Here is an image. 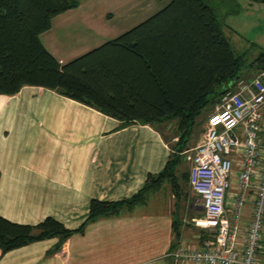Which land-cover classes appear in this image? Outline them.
<instances>
[{"label":"crops","instance_id":"0c3cea01","mask_svg":"<svg viewBox=\"0 0 264 264\" xmlns=\"http://www.w3.org/2000/svg\"><path fill=\"white\" fill-rule=\"evenodd\" d=\"M67 11L56 15L40 35L61 64L114 38L104 39L107 25L93 15ZM78 23L92 36L70 33ZM54 28L77 36L76 45L65 44L54 32L44 42L41 36ZM119 124L116 118L41 86L24 85L14 95H0V216L30 225L51 216L76 229L86 220L91 199L114 201L134 195L148 174L163 168L170 145L158 127ZM199 141L192 139L190 148ZM189 166L179 168L187 172V177L178 173L182 192H161L162 186L148 191L144 201L87 223L58 250L52 251L58 238L39 240L0 251V264H181L172 252L181 245L199 247L204 237L202 228L186 221L190 212L191 217L203 213L189 186ZM244 211L249 215V206Z\"/></svg>","mask_w":264,"mask_h":264},{"label":"trees","instance_id":"16d2710c","mask_svg":"<svg viewBox=\"0 0 264 264\" xmlns=\"http://www.w3.org/2000/svg\"><path fill=\"white\" fill-rule=\"evenodd\" d=\"M79 4L80 0H0V95H14L24 85L45 87L118 119L121 127H158L171 121L175 141L163 168L148 174L140 190L120 200L91 199L88 216L76 229L51 216L34 225L0 216L2 254L53 237L58 243L52 251L58 250L87 223L144 201L148 191L165 182L182 192L178 176L187 177L186 171H179L185 162L182 151L188 148L194 126L207 120L221 95L243 76L241 57L233 53L215 10L203 0H169L130 29L61 64L40 35L56 15ZM262 69L264 51L250 63L251 75ZM174 233L176 238L180 235L175 224Z\"/></svg>","mask_w":264,"mask_h":264},{"label":"built area","instance_id":"2783aa9c","mask_svg":"<svg viewBox=\"0 0 264 264\" xmlns=\"http://www.w3.org/2000/svg\"><path fill=\"white\" fill-rule=\"evenodd\" d=\"M189 186L203 213L199 247L181 245V264H257L264 238V69L238 78L215 103L190 150ZM249 206V218L241 221Z\"/></svg>","mask_w":264,"mask_h":264},{"label":"rangeland","instance_id":"374dc122","mask_svg":"<svg viewBox=\"0 0 264 264\" xmlns=\"http://www.w3.org/2000/svg\"><path fill=\"white\" fill-rule=\"evenodd\" d=\"M207 5L211 6L222 23V31L230 44L233 53L236 56H240L242 59V77L248 79L251 77L250 63L255 57L264 51V2L259 0H203ZM169 0H80V4L77 8L70 9L67 13H87L94 16L96 22L105 23L107 25V32L105 34V40L115 37L124 31L130 29L136 24L140 23L163 6H165ZM83 32V35L92 36V31L85 33L84 27L78 23L77 28L70 30V33ZM52 32L56 34V38L64 42L67 45H76L78 40L77 36L69 34L64 35V31L54 28L53 31L43 34L41 39L45 42L48 35ZM253 74V73H252ZM206 121L199 122L194 126L193 132L189 138L188 150L186 155L190 153V141L192 139L202 138L203 130L205 128ZM158 128L164 132V135L168 139L169 145L173 144L175 138V130H173V123L161 122ZM182 151V154L184 155ZM187 161V160H186ZM188 162V161H187ZM182 167H187L184 162ZM163 189H171V186L166 182L162 185ZM163 194V193H162ZM199 197V196H198ZM245 208V207H244ZM242 210L241 221L249 218L247 212ZM181 210H177L178 219H180ZM189 213L187 220L192 225V219L194 217L199 218L202 214ZM180 221V220H179ZM189 224V225H190ZM184 224L180 223L182 229ZM257 264H264V238L260 243L259 252L257 253Z\"/></svg>","mask_w":264,"mask_h":264},{"label":"water","instance_id":"95a60500","mask_svg":"<svg viewBox=\"0 0 264 264\" xmlns=\"http://www.w3.org/2000/svg\"><path fill=\"white\" fill-rule=\"evenodd\" d=\"M202 209V208H201Z\"/></svg>","mask_w":264,"mask_h":264}]
</instances>
